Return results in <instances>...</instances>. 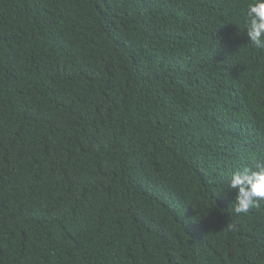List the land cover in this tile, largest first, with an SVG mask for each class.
<instances>
[{
    "label": "trees",
    "instance_id": "trees-1",
    "mask_svg": "<svg viewBox=\"0 0 264 264\" xmlns=\"http://www.w3.org/2000/svg\"><path fill=\"white\" fill-rule=\"evenodd\" d=\"M250 2L0 0V264H264Z\"/></svg>",
    "mask_w": 264,
    "mask_h": 264
},
{
    "label": "clouds",
    "instance_id": "clouds-1",
    "mask_svg": "<svg viewBox=\"0 0 264 264\" xmlns=\"http://www.w3.org/2000/svg\"><path fill=\"white\" fill-rule=\"evenodd\" d=\"M245 24L248 41L264 49V0H251L246 7ZM229 188L236 190L234 212L247 213L264 202V165L245 167L232 174Z\"/></svg>",
    "mask_w": 264,
    "mask_h": 264
}]
</instances>
